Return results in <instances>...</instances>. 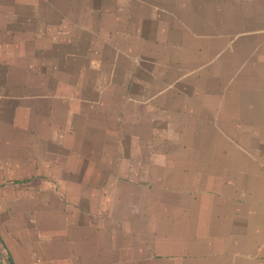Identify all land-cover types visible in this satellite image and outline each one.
<instances>
[{"label": "crops", "instance_id": "1", "mask_svg": "<svg viewBox=\"0 0 264 264\" xmlns=\"http://www.w3.org/2000/svg\"><path fill=\"white\" fill-rule=\"evenodd\" d=\"M5 264H264V0H0Z\"/></svg>", "mask_w": 264, "mask_h": 264}, {"label": "water", "instance_id": "2", "mask_svg": "<svg viewBox=\"0 0 264 264\" xmlns=\"http://www.w3.org/2000/svg\"><path fill=\"white\" fill-rule=\"evenodd\" d=\"M0 264H5L3 260L0 259Z\"/></svg>", "mask_w": 264, "mask_h": 264}, {"label": "rangeland", "instance_id": "3", "mask_svg": "<svg viewBox=\"0 0 264 264\" xmlns=\"http://www.w3.org/2000/svg\"><path fill=\"white\" fill-rule=\"evenodd\" d=\"M0 26H1V23H0Z\"/></svg>", "mask_w": 264, "mask_h": 264}]
</instances>
